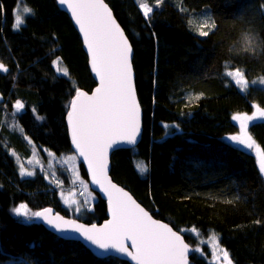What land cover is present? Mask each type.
Returning a JSON list of instances; mask_svg holds the SVG:
<instances>
[{
	"label": "trees",
	"instance_id": "1",
	"mask_svg": "<svg viewBox=\"0 0 264 264\" xmlns=\"http://www.w3.org/2000/svg\"><path fill=\"white\" fill-rule=\"evenodd\" d=\"M105 1L134 49L144 116L141 143L112 156L113 180L184 235L194 248L191 264H212L202 241L213 234L233 264H264V176L254 153L230 140L240 135L233 115L264 107V87L252 83L264 79V51L239 47L245 32L264 39V0H163L158 6L143 0L154 6L147 19L138 0ZM18 6L34 15L15 30ZM201 28L209 35H198ZM0 62L8 68L0 71V264H130L99 259L81 243L60 239L12 212L25 203L32 211L53 208L87 224L107 219L106 202L95 192L92 209L71 217L44 172L22 177L11 155L14 150L29 158L36 148L75 156L68 105L75 91L96 87L80 36L56 0H0ZM235 68L245 73L246 92L225 76ZM17 100L25 107L14 115ZM249 132L264 149V121ZM139 162L148 169L143 174ZM80 172L87 179L81 164Z\"/></svg>",
	"mask_w": 264,
	"mask_h": 264
},
{
	"label": "snow or ice",
	"instance_id": "2",
	"mask_svg": "<svg viewBox=\"0 0 264 264\" xmlns=\"http://www.w3.org/2000/svg\"><path fill=\"white\" fill-rule=\"evenodd\" d=\"M58 2L71 10V15L83 33L84 42L91 54V68L99 78V86L91 95L84 91H75V97L68 105L70 110L67 113V120L71 128L72 143L79 156L87 163L92 177L91 182L107 194L112 218L100 227L95 224L86 227L74 220L51 215L52 210L49 208L30 212L25 203L14 207L12 212L15 216L24 218L25 223L40 221L57 233L67 231L79 233L85 241L103 252L115 250L126 254L136 264H187L189 245L184 242L183 237L167 224L154 220L127 192L118 188L108 177L109 150L114 146L118 148L122 143L135 144L141 129V108L134 85L131 44L105 0H58ZM20 3L24 4L25 0H20ZM160 3H163V0H156L157 6ZM138 7L146 19L154 11V6H149L143 0H138ZM31 15H34L32 9L27 6L20 9L18 6V9L14 10V29H20L25 19ZM215 27L213 22L211 28ZM199 35L208 36L209 32L201 28ZM239 47L244 51L250 49L255 51L257 47L264 51V39L245 32L240 37ZM58 62L59 58L54 61ZM225 67L227 69L231 66L226 62ZM0 71L8 72V68L2 62ZM62 71L64 76H68L66 67ZM225 76L231 78L242 91L248 89L249 82L241 69L228 70ZM252 83L255 84L257 81ZM260 83L264 84V79H261ZM24 107V103L17 100L14 104V115L20 113ZM36 119L43 120V117L37 116ZM232 119L239 121L242 134L233 135L230 140L245 149L255 150L259 157V170L264 174V149L256 144L247 131L249 122L264 120V108L257 105L252 115L236 114ZM13 126L15 127V124ZM175 127L178 128V125ZM69 159L75 160L76 157ZM136 166L142 174L148 170L143 162ZM20 175L32 176L34 172L21 165ZM59 183L60 181H57V184ZM75 211H80L78 204ZM192 231L195 233L196 229L193 228ZM212 240L214 258L217 261L222 258L224 264H233L228 250L220 246L219 238L213 234ZM128 241H131V248L134 251L129 250Z\"/></svg>",
	"mask_w": 264,
	"mask_h": 264
},
{
	"label": "rangeland",
	"instance_id": "3",
	"mask_svg": "<svg viewBox=\"0 0 264 264\" xmlns=\"http://www.w3.org/2000/svg\"><path fill=\"white\" fill-rule=\"evenodd\" d=\"M211 20H212V18H211ZM196 33L199 35V32H196ZM261 79L262 78H259L257 80L256 84L264 87V84L260 83ZM231 81L234 83V81L232 79H231ZM237 88L241 92L247 91V90L242 91L238 86H237ZM255 106H257V105H255ZM260 108H264V107H260ZM254 111H255V107L253 109V112ZM252 113H249L248 115H252ZM261 121H264V120L258 119L257 121L249 122V126L247 129L248 133L250 134L249 127L253 123L261 122ZM236 123L239 125V121H236ZM239 128H240V126H239ZM2 133H3V130L0 129V137H1ZM240 134H242L241 128H240ZM250 151L252 153H254V155L256 156V159H257V162L259 165V157L256 155L255 150H250ZM11 155L13 156L14 161L16 162V164L18 166L19 173H20V166L21 165H23V167L26 168L28 171L34 172V175L37 173V170H41L44 172L47 180L55 186V189H57L59 191V194L62 197L64 204L66 205V207L71 212V217H80L81 218V217L85 216V212L87 209H92V206H93L94 202L97 200V197L94 194V192L90 189V185H89L88 180L82 176V174L80 172V162L76 156L73 155L74 157H76V159L72 160V159H69L70 157H73L71 155L58 157V156L54 155V153H52L48 150H46V151L43 150L42 152H40L36 148L33 149V153L31 155V157H29V158H24L21 154L15 152L14 150L11 152ZM29 161H31V163H29ZM62 172L65 173L66 176H68V180H66V181H68V184H66L64 182L65 174H62ZM34 175H32L31 177H33ZM263 176H264V174H263ZM22 177H30V176L24 175ZM57 181H60V183L57 184ZM74 201L76 203H73ZM77 204L80 206L79 212L75 211ZM28 210L30 212H34L29 208H28ZM19 218L22 220L24 219L22 217H19ZM205 244H207L208 249H209L208 251L210 253V257H209L210 262L212 264H224L222 258L220 261H217L212 254V252H213L212 236L208 239V241H206ZM199 250H201V249L199 248Z\"/></svg>",
	"mask_w": 264,
	"mask_h": 264
},
{
	"label": "water",
	"instance_id": "4",
	"mask_svg": "<svg viewBox=\"0 0 264 264\" xmlns=\"http://www.w3.org/2000/svg\"><path fill=\"white\" fill-rule=\"evenodd\" d=\"M57 2V6L58 8L64 12L65 14L68 15V17L70 18L75 30L78 32L79 36H80V39L82 41V44H83V50L85 52V54L87 55L88 57V61H89V68H90V71H91V74H92V77L93 79L95 80V83H96V87L99 86V78L95 75V72L93 71V69L91 68V54L90 52L88 51L87 49V45L86 43L84 42V39H83V33L80 31L79 29V26L75 23V20H74V17L71 15V10L67 8L66 5H61L59 4L58 0H56ZM105 3H107L105 1ZM109 6V5H108ZM109 8L111 9V7L109 6ZM112 13H113V16L114 18L117 20V18L115 17L114 15V12L113 10L111 9ZM118 22V20H117ZM119 23V22H118ZM120 24V23H119ZM121 26V25H120ZM121 28L123 29V27L121 26ZM124 30V29H123ZM124 33L125 35L127 36L125 30H124ZM127 39L129 41V43L131 44L128 36H127ZM131 48H132V53H131V63H132V69H133V74H134V85H135V90H136V95H137V99H138V102L140 104V101H139V98H138V93H137V87H136V75H135V71H134V66H133V59H134V49L132 47V44H131ZM96 87L93 89L92 92H87V91H84V90H80V91H84L86 92L88 95H91L94 90L96 89ZM140 108H141V129H140V133L139 135L137 136L136 138V143L135 144H127V143H122L118 148L116 146H114L113 149H110L109 150V154H108V177L109 179L111 180V182L113 184H115L118 188H122L125 192H127L129 194V196L132 197V199L140 205V207H142L146 212L149 213L150 216H152V218L154 220H157L161 223H165L167 224L169 227H171L173 229V231L177 232L178 234H180L182 237H183V240L186 244L189 245V252L187 253V264H191V257L192 255L194 254V248L192 245H190L187 240L185 239L184 235L181 234L180 232H178L177 230H175L170 224H168L167 222H164L162 220H158L156 219L144 206H142L140 204V202H138V200L133 196V194L127 190L126 188H124L123 186H121L120 184H118L117 182H115L112 178V175H111V172H112V156L113 154L116 152V151H119V150H129V149H133L135 147H137L141 141H142V138H143V133H144V116H143V110H142V107H141V104H140ZM70 110V109H69ZM66 124H67V128H68V135H69V140H70V145H71V148H72V151L73 153L75 154V156L77 157V159L79 160L80 164L83 166L84 170H85V173H86V176H87V179H88V182H89V185H90V188L93 192L97 193L100 198H102L105 202H106V205H107V219L105 221H103L102 223H96L95 225L97 227H100L102 226L103 224H105L108 220H110L112 217H111V211H110V205H109V202H108V198H107V194L104 193L100 187L94 183H92V177H91V173H90V170L88 169L87 167V163L86 161H84L83 157H80L77 150L75 149L73 143H72V140H71V128H70V125L68 123V120H67V117H66ZM52 210L51 212V215L55 216V215H59L60 217H63L65 220H74L76 221V223L78 224H83L85 225L86 227H91V225L93 224H87V223H84V222H81L80 220L78 219H74V218H69V217H66L64 216L63 214L59 213V212H56L55 209L53 208H49ZM42 211V210H41ZM38 223H40L41 225H43L49 232H51L52 234H54L55 236H57L58 238L60 239H63L65 241H73V242H78V243H81L86 249H88L95 257L99 258V259H105V258H108V257H115L119 260H122V261H126V262H129L130 264H136L135 261H133L131 259V257L127 256L126 254H123V253H119V252H116L115 250H109L107 252H103V250H100L98 249L97 247L93 246L90 244V242H87L85 241L79 233H76V232H73V231H67V232H64V233H57L56 231H54L50 226H48L46 223L44 222H40V221H37ZM128 246H129V250L130 251H134L132 248H131V241H128L127 242Z\"/></svg>",
	"mask_w": 264,
	"mask_h": 264
}]
</instances>
